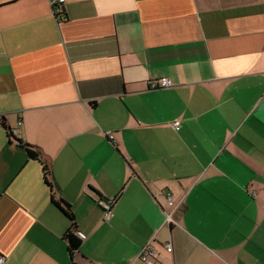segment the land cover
Masks as SVG:
<instances>
[{"label": "crops", "instance_id": "0c3cea01", "mask_svg": "<svg viewBox=\"0 0 264 264\" xmlns=\"http://www.w3.org/2000/svg\"><path fill=\"white\" fill-rule=\"evenodd\" d=\"M0 117L4 264H264V0H0Z\"/></svg>", "mask_w": 264, "mask_h": 264}, {"label": "built area", "instance_id": "2783aa9c", "mask_svg": "<svg viewBox=\"0 0 264 264\" xmlns=\"http://www.w3.org/2000/svg\"><path fill=\"white\" fill-rule=\"evenodd\" d=\"M65 0H49L53 10H58L64 3ZM172 87V83L170 80L168 79H160L157 81H152L148 83V88L149 90H162V89H168ZM18 125H20V123H18ZM171 127L177 131L179 129V122L175 121L172 122ZM15 133V132H14ZM109 136V139H112V136L110 135V133L107 134ZM165 200L168 206H171V201H170V197L169 195L165 196ZM113 201H108V202H103L101 204V208H102V212H103V217L105 219H108L110 214H111V207H112ZM166 220L169 224H173L175 226L178 225V223L174 220V218H172L171 215H167L166 216ZM79 239H83L84 236L83 235H78ZM166 252H170L171 249L168 245L165 246ZM138 260L140 262H142L143 264H154L155 261V254H154V248L150 243H147L146 245H144L141 250L139 251L138 254ZM5 262V257L0 255V264H4Z\"/></svg>", "mask_w": 264, "mask_h": 264}, {"label": "trees", "instance_id": "16d2710c", "mask_svg": "<svg viewBox=\"0 0 264 264\" xmlns=\"http://www.w3.org/2000/svg\"><path fill=\"white\" fill-rule=\"evenodd\" d=\"M0 128H3L6 131L8 138H12L11 130L8 128L6 121L3 117H0ZM17 144L19 146H22L20 141H17ZM24 149H25L27 156L30 159L36 160L39 163L41 162L38 152L33 150V148L31 146L24 145ZM40 164H41L42 170H43V180L48 187H51V185L48 183V180H47L48 176H49V169L45 164H43V163H40ZM52 202L55 205V207H57L67 217V219L71 222V228H72L71 230H73V231H68L65 234L64 238L67 241L70 253L73 254V252H76L78 250V247L80 245L79 239L74 234V218H73V215H72L71 211L69 210V206L67 204H65L63 201L60 200V201L55 202L53 200Z\"/></svg>", "mask_w": 264, "mask_h": 264}]
</instances>
